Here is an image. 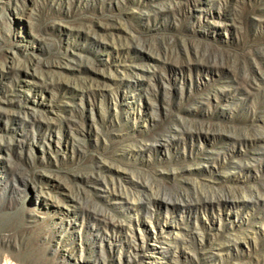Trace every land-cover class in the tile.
Returning <instances> with one entry per match:
<instances>
[{
    "label": "rangeland",
    "instance_id": "obj_1",
    "mask_svg": "<svg viewBox=\"0 0 264 264\" xmlns=\"http://www.w3.org/2000/svg\"><path fill=\"white\" fill-rule=\"evenodd\" d=\"M0 264H264V0H0Z\"/></svg>",
    "mask_w": 264,
    "mask_h": 264
}]
</instances>
